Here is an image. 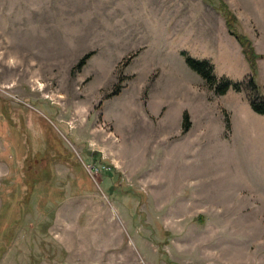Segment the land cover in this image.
Listing matches in <instances>:
<instances>
[{
    "label": "rangeland",
    "instance_id": "1",
    "mask_svg": "<svg viewBox=\"0 0 264 264\" xmlns=\"http://www.w3.org/2000/svg\"><path fill=\"white\" fill-rule=\"evenodd\" d=\"M222 1L264 58V0ZM219 4L0 0V264H264V59Z\"/></svg>",
    "mask_w": 264,
    "mask_h": 264
},
{
    "label": "trees",
    "instance_id": "2",
    "mask_svg": "<svg viewBox=\"0 0 264 264\" xmlns=\"http://www.w3.org/2000/svg\"><path fill=\"white\" fill-rule=\"evenodd\" d=\"M217 10L224 19L228 34L232 36L241 47V52L250 70H252L253 72L256 71V62L258 59H261L263 57L259 56L255 52L252 42L244 34H242V32L238 31L237 27L239 26V23L237 21V18L222 0H220V4ZM181 56L183 57L185 65L195 74H197L208 86L212 87L216 95L223 96L230 88H232L236 92L241 91L240 83H232L225 78L216 80L215 76L213 75V68L208 62L195 60L188 56L185 52H182ZM83 62L84 61L82 60L79 64L82 65ZM248 87L255 93L258 90L254 85L252 78H250V80L248 81ZM248 100L253 112L258 115L264 116V97H249ZM188 126V118L185 114L183 117V132H186L188 130ZM9 129L12 134L17 135L18 132L12 125H10ZM18 137V143H20L19 146H22L20 134H18Z\"/></svg>",
    "mask_w": 264,
    "mask_h": 264
},
{
    "label": "crops",
    "instance_id": "3",
    "mask_svg": "<svg viewBox=\"0 0 264 264\" xmlns=\"http://www.w3.org/2000/svg\"><path fill=\"white\" fill-rule=\"evenodd\" d=\"M235 11V10H234ZM237 13H239V12H235V16H236V18L239 20V22L241 23L239 26H238V29H239V31L240 32H244V33H246L247 34V32H246V29L244 28V24L242 23V20H241V18H240V16H239V14H237ZM248 35V34H247ZM249 36V35H248ZM253 44V43H252ZM253 47H254V50H255V52L259 55V56H261V57H263V55H261V50H259V46H258V44L255 42L254 43V45H253ZM261 59H264V58H261ZM259 60V62H260V59H258ZM264 63V61H261V63H258L259 65V70H261L260 68H261V65ZM260 72V71H259ZM257 74H258V72H257Z\"/></svg>",
    "mask_w": 264,
    "mask_h": 264
}]
</instances>
